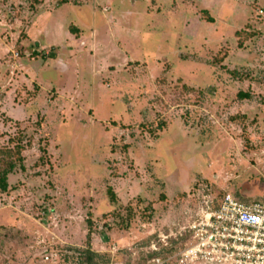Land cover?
<instances>
[{"label": "rangeland", "instance_id": "374dc122", "mask_svg": "<svg viewBox=\"0 0 264 264\" xmlns=\"http://www.w3.org/2000/svg\"><path fill=\"white\" fill-rule=\"evenodd\" d=\"M18 144L0 264L87 245L142 264L125 247L203 191L264 202V0H0V149Z\"/></svg>", "mask_w": 264, "mask_h": 264}, {"label": "built area", "instance_id": "2783aa9c", "mask_svg": "<svg viewBox=\"0 0 264 264\" xmlns=\"http://www.w3.org/2000/svg\"><path fill=\"white\" fill-rule=\"evenodd\" d=\"M138 247L125 249L143 257L142 264H264V202L205 190L180 218Z\"/></svg>", "mask_w": 264, "mask_h": 264}, {"label": "trees", "instance_id": "16d2710c", "mask_svg": "<svg viewBox=\"0 0 264 264\" xmlns=\"http://www.w3.org/2000/svg\"><path fill=\"white\" fill-rule=\"evenodd\" d=\"M53 58V56H50ZM24 149V146L22 144H18L12 149H0V190H5L8 187V177L9 174L13 171L14 167L18 165L21 170H24V166L22 164V156L21 152ZM107 193L111 197L112 200H114V194L110 188L107 189ZM223 195V194H222ZM222 195H219L222 196ZM150 207V206H147ZM143 219L149 220L151 216H145L147 215L145 210L142 212ZM134 216V211H132V208L130 206L126 207L125 212V218H123L119 225L122 227V229H129L130 228V221L132 217ZM78 256H84L85 264H97L94 263V258L97 257V253L93 252L91 248L87 247L78 252H76Z\"/></svg>", "mask_w": 264, "mask_h": 264}, {"label": "crops", "instance_id": "0c3cea01", "mask_svg": "<svg viewBox=\"0 0 264 264\" xmlns=\"http://www.w3.org/2000/svg\"><path fill=\"white\" fill-rule=\"evenodd\" d=\"M63 4H65V3H63ZM63 4H61V5H63ZM60 6V5H59ZM70 33H71V35L73 36V34H72V32L70 31ZM75 50H76V52H75ZM76 53H78V49L75 47V48H69V56H71V55H73V56H75V55H77ZM53 58H54V56H53ZM71 58V57H70ZM102 62H103V60H102ZM100 64H102V63H100ZM98 65H99V63H98ZM102 67V66H101ZM101 67H99V68H101Z\"/></svg>", "mask_w": 264, "mask_h": 264}]
</instances>
